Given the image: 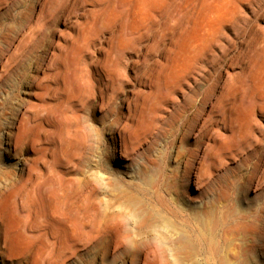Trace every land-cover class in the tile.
Instances as JSON below:
<instances>
[{
  "label": "bare ground",
  "instance_id": "6f19581e",
  "mask_svg": "<svg viewBox=\"0 0 264 264\" xmlns=\"http://www.w3.org/2000/svg\"><path fill=\"white\" fill-rule=\"evenodd\" d=\"M90 1L102 4L71 0L74 26L94 15L85 7ZM254 1L113 0L97 19L98 35L90 53L109 44L111 68H129L133 75L123 77L131 94L145 93L148 99L116 130L119 163L127 166L132 157L143 154L145 167L157 168L171 143L150 153L157 140V120L176 111L174 118L181 119L183 129L181 158L158 170L163 182L159 191L168 195L166 201L141 202L128 188L120 191L136 216L135 232L146 233L134 239L128 218L121 222L125 253L137 252L132 264H264V18L258 22ZM130 50H136L135 58H125ZM209 57L215 58L214 64L208 65ZM50 60L51 53L41 59V75L29 79L27 102L5 134V151L23 156L15 172L0 162V203L5 200L10 209L0 227V263L58 264L74 240L72 212L58 209L55 179L73 177L76 171L71 160L58 165L57 131L59 121H69L64 113L72 94L84 90L88 80L82 71L68 74L66 67L74 68L70 58L62 74L45 72L52 63L42 68L43 61ZM206 62L209 68H201ZM244 163L251 170L241 197L251 204L230 197L236 183L228 172H241ZM147 178L153 182L151 175ZM37 188L47 191L44 210L30 201ZM98 188L93 183L87 192ZM22 189L29 199L19 194Z\"/></svg>",
  "mask_w": 264,
  "mask_h": 264
},
{
  "label": "rangeland",
  "instance_id": "374dc122",
  "mask_svg": "<svg viewBox=\"0 0 264 264\" xmlns=\"http://www.w3.org/2000/svg\"><path fill=\"white\" fill-rule=\"evenodd\" d=\"M112 1L102 0L100 6L91 1L89 5L86 4V8L94 10V15L89 14L93 17L88 16L85 19L87 22L77 25V28L73 24L75 15L69 13L71 0H0V162H6L8 168L17 171V162L23 154L15 155L5 151V134L10 130L16 112L27 102L29 79L41 75L38 64L46 54L51 53V60L43 61L42 68H45V64L52 63V66L45 68V72L54 75L59 71L62 74L63 64L70 58L74 68L66 67L68 74L82 71L88 80L84 90L72 94L73 99L64 113L69 121L61 120L62 116L58 122V165L62 160H71L76 171L73 177L55 179V188L59 195L58 209L63 213L70 208L72 212L70 221L73 223L71 226L74 239L69 248L64 249L65 256L58 264H132L133 255L136 256L137 252L134 250L125 253L127 245L126 242L124 244L121 222L128 218V232L134 239H143L146 233L135 232L136 216L120 191L128 188L138 195L141 202L163 203L168 195H161L159 191L163 182L158 178V170L163 164L166 169L170 168L181 158L180 138L183 129L181 119L174 118L176 111L157 120V140L149 150L150 153L156 154L163 145L171 142L166 151V159L160 161L157 168L152 170L145 167L143 154L138 158L132 157V162L127 166H122L115 156L116 130L129 123L131 120L128 119L134 117L135 109L139 113L142 103L148 99L145 93L137 96L131 94L130 83L123 77L127 74L133 75L129 68L124 67L122 71L111 68L109 44H104L103 51L95 50L90 53L91 43L98 35V20L110 8ZM254 3L259 8L260 23V19L264 18V0H255ZM233 53L234 50L231 51ZM135 54L136 50H130L125 58H135ZM211 63H215V58L209 57L208 65ZM202 64L201 68H209L207 62ZM141 67L144 68V65L139 67L138 73ZM136 89L137 86L133 88ZM140 120L144 122L146 118L142 116ZM149 140L150 137L147 142ZM147 142L143 143L144 154ZM138 150L139 153L143 152ZM250 170V166L244 163L241 172H228L229 177L236 183L230 191L231 199L241 198L242 203L251 204L241 197V190ZM149 175L153 182L145 180L150 179L147 178ZM83 177L88 179L90 185L83 182ZM219 180L221 184L225 183L223 177ZM124 182H129V185L123 186ZM93 183H97L99 188L87 192ZM26 191L22 189L19 194ZM45 193L47 191L41 193L39 188L30 193V201L38 202L39 209L42 210L48 200ZM24 196L28 198L27 195ZM5 203V200L0 203V227L9 215L10 209L5 208ZM56 231L62 237V228Z\"/></svg>",
  "mask_w": 264,
  "mask_h": 264
}]
</instances>
